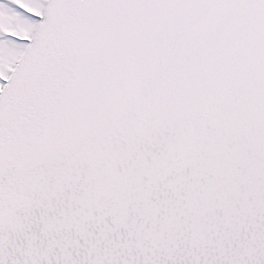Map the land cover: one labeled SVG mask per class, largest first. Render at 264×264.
Wrapping results in <instances>:
<instances>
[{
	"label": "snow or ice",
	"instance_id": "obj_1",
	"mask_svg": "<svg viewBox=\"0 0 264 264\" xmlns=\"http://www.w3.org/2000/svg\"><path fill=\"white\" fill-rule=\"evenodd\" d=\"M0 264H264V0H0Z\"/></svg>",
	"mask_w": 264,
	"mask_h": 264
}]
</instances>
